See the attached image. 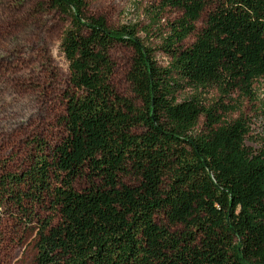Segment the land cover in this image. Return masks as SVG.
I'll list each match as a JSON object with an SVG mask.
<instances>
[{
  "label": "trees",
  "instance_id": "trees-1",
  "mask_svg": "<svg viewBox=\"0 0 264 264\" xmlns=\"http://www.w3.org/2000/svg\"><path fill=\"white\" fill-rule=\"evenodd\" d=\"M47 3L67 21L64 136L0 171V207L33 231V264H264V139L246 145L247 119L200 98L209 85L253 96L260 81L264 111V0H161L179 11L159 35L165 66L135 23L109 26L88 0ZM116 44L133 50L136 100L111 82Z\"/></svg>",
  "mask_w": 264,
  "mask_h": 264
},
{
  "label": "rangeland",
  "instance_id": "rangeland-1",
  "mask_svg": "<svg viewBox=\"0 0 264 264\" xmlns=\"http://www.w3.org/2000/svg\"><path fill=\"white\" fill-rule=\"evenodd\" d=\"M87 9L90 14L104 17L109 26L135 23L137 36L155 48L157 64H167L169 58L159 47V35L166 34L168 23L179 16L177 9L161 6V0H88ZM204 17L205 12L182 45L194 40ZM65 26L67 21L50 8L47 0H0L1 172L23 169L36 152L35 141L44 143L47 153L64 136L62 115L69 86L67 61L59 44ZM132 54V48L124 44L111 48V82L119 94L136 100L126 76ZM189 94L188 88L182 92L183 96ZM200 98L205 106L218 102L229 107L225 113L217 111L221 120L239 115L246 118L249 130L245 144L259 146L264 139L260 81L253 96L239 91L221 96L216 86L209 85L201 90ZM203 120L199 118L198 128ZM123 180L131 182L128 177ZM161 219L158 215L157 220ZM23 220L9 204L0 207V264H33L34 233L23 225Z\"/></svg>",
  "mask_w": 264,
  "mask_h": 264
}]
</instances>
